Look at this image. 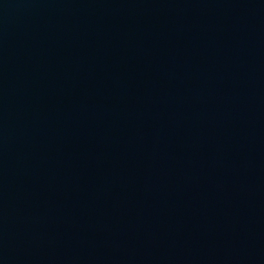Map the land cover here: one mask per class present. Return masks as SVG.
Here are the masks:
<instances>
[{"label":"water","instance_id":"water-1","mask_svg":"<svg viewBox=\"0 0 264 264\" xmlns=\"http://www.w3.org/2000/svg\"><path fill=\"white\" fill-rule=\"evenodd\" d=\"M0 264H264V0H0Z\"/></svg>","mask_w":264,"mask_h":264}]
</instances>
